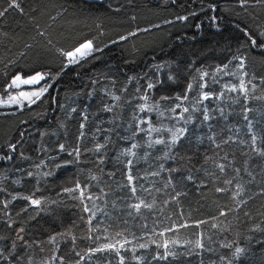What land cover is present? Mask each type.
<instances>
[{"label": "trees", "instance_id": "16d2710c", "mask_svg": "<svg viewBox=\"0 0 264 264\" xmlns=\"http://www.w3.org/2000/svg\"><path fill=\"white\" fill-rule=\"evenodd\" d=\"M17 2L23 11L13 8L0 16V99L5 97L16 74L26 78L36 71H51L56 76L62 62H66L58 49L68 50L85 39L96 38L95 42L103 51L94 53L80 64L70 65L55 80L46 78L52 87L35 104L21 110H0V156H12L11 160H0V201H11L7 208L0 203V237L5 238L0 240V248L5 249V256L15 257L7 261L0 259V264H28L29 257L33 264H42L52 256L62 257V264H119V257L114 252L89 255V250L104 243L123 242L125 237L132 243L126 245L128 250H121L124 264H201V260L203 264H212L213 261L221 264V256L226 258L223 264H227L236 246L246 251L233 264H264V244L258 243L264 240V231H252L257 226L264 229V158L253 153L248 145L221 143L217 149L207 139L209 135H215L218 143L228 136L234 140L248 139L246 121L241 115L245 106L243 97L227 93L220 103L204 101L206 106L222 107L229 114L227 121L219 118L210 121L211 127L208 123H201L199 112L191 111L192 107L198 108L195 99L200 91L198 88H194L189 99L182 102L183 106L190 108V113L185 116L192 115V123L177 122L174 114L168 111L180 103L175 96L183 95L189 83L195 84L199 80L198 70L210 74L218 66L231 61L228 70L239 74L234 56L247 57L245 70L249 76L246 79L255 76L254 83L258 85L255 94L264 95V85L259 80L264 77V52L251 49L243 33L235 27L239 24L257 35L264 31V3L249 0L241 7L239 0ZM8 3L9 0H0V10L7 8ZM209 4L216 5V12L201 11ZM191 11L199 15L186 22L175 20L178 15ZM211 15L222 17L219 30L207 19ZM168 20L173 23H165ZM196 23H201L200 29L195 28ZM140 29L149 30L138 31ZM134 31L137 34L127 40L110 43ZM105 44L109 46L105 48ZM129 77L135 79L130 81ZM228 77L217 79L219 83L212 82L210 76L206 77L208 87L204 91L218 93L227 81L238 83L235 77ZM94 80L97 83L93 84ZM44 83L42 81L38 87ZM148 83L155 87L147 89ZM145 93L150 97L148 103L159 101V110L165 113L163 117L155 112L148 114L157 127L175 125L189 129L176 149L185 158L183 161L155 160L154 157L163 154V146L148 149L144 134L133 140L122 139L131 136L134 130L136 121L132 119L133 115L145 116L136 108L144 103L140 96ZM112 94L119 95L121 100L113 101ZM160 97L169 99L161 100ZM237 98L239 103H233ZM105 103L117 106L113 112L107 113L102 111ZM248 107L254 109L249 113L250 118L260 121L256 126L259 131L264 127V101L251 100ZM73 108L76 112L71 111ZM180 111L178 109L177 113ZM82 114L88 116L87 121H82ZM214 115L219 117L218 112ZM81 122L85 123L86 136L78 141ZM129 124L133 127L129 128ZM98 128L101 131H97ZM156 135L154 133L153 137ZM106 137L107 147L102 153L104 163L100 164L98 156L101 154L84 149H94L97 143H104ZM200 137L203 143L199 142ZM132 142L144 145L136 150L139 156L145 151L152 153L148 161L140 160L136 164L134 173L143 175L146 169H157L161 162L166 167L181 170L171 173L173 183L167 188L164 184L168 172H163L159 178L139 181L151 189V194L138 190L137 195L149 203L155 200V207L141 209L140 214L133 212L129 216L131 209L126 205L137 201L129 199L130 193L121 187L126 183L121 161L134 158L120 154ZM77 143L82 149L79 159L58 168L57 164L63 165L64 161L74 159L67 155V151L60 152L59 145L64 144L67 150H71ZM10 144H16L15 151L9 148ZM225 154L228 160H221ZM205 155L228 165L225 172L221 173L213 161L205 164ZM188 157H191L190 162ZM236 168L241 169L239 174L235 172ZM29 172L33 173L31 177L27 175ZM44 173L51 175L45 176ZM108 173H115V176ZM93 175L96 180L91 179ZM188 175L193 176V181L186 179ZM228 179L233 180L232 185L225 183ZM77 180L82 186L89 185L85 197L91 195L95 207L87 199L83 202L74 199L79 192L69 194L63 191L66 187H74ZM237 183L243 185L244 191L233 199ZM218 187L228 190L217 192ZM177 192L181 195L173 200ZM29 195L40 199L42 204L29 206L28 201L19 198ZM13 196L18 198L12 200ZM85 204L96 212L91 226L87 223L90 213L83 211ZM221 210L227 215L220 216ZM200 220L208 223L199 228H180L164 237L153 236L154 231L159 233L174 224L187 222L192 225ZM213 223L218 227L212 228ZM21 227L24 228L21 235L32 244L31 248L17 239ZM90 227L93 228L91 232ZM117 233L122 235L117 236ZM198 233L204 234L206 246L213 251L190 255L186 247H180L177 257L158 261L152 259L156 254L154 245L148 249L138 248L139 243L147 242L149 238L158 242L178 240L183 245L186 240H195ZM51 236L57 237L55 243H48ZM138 237L144 239L137 240ZM13 241L17 245L15 250L11 249ZM230 243L232 249L222 246ZM133 248L135 252L131 250ZM137 256L143 259L138 261L134 258ZM54 264H61V261L57 259Z\"/></svg>", "mask_w": 264, "mask_h": 264}, {"label": "snow or ice", "instance_id": "6c2138e0", "mask_svg": "<svg viewBox=\"0 0 264 264\" xmlns=\"http://www.w3.org/2000/svg\"><path fill=\"white\" fill-rule=\"evenodd\" d=\"M173 3H175V0H172ZM249 3V0H239V4L241 7H244ZM255 3L260 4L264 3V0H255ZM18 9L20 11H23V9L20 8V4L17 2V0H9L8 7L4 8L3 10H0V16H4L9 9ZM201 11H211V12H216V5L214 4H209L207 5V9H201ZM199 15L198 12L196 11H191L187 13L186 15H178L175 20L180 21V22H186L191 18H196ZM207 19L210 21L211 25L219 30V20L222 19V17H218L216 15H211L208 16ZM165 23H173V21L168 20L165 21ZM201 23H196L195 28L200 29L201 28ZM155 27H159V25H155ZM235 27L243 33V36L246 39V43L250 45L251 49H260L262 52H264V31H261L258 35L252 33L248 28H241L239 24L235 25ZM149 29H140L138 31H148ZM103 34V33H101ZM137 32H129L127 36H120L119 40H113L110 43L116 44L119 41L127 40L128 37L130 36H135ZM96 38L92 39H85L81 42H79L77 45L72 47L71 49L65 50L63 48L58 49L57 51L59 52V55L64 58V61L62 62V66L57 72L56 76H53L51 74V71L48 72H42V71H36L33 75H29L26 78L22 77L20 74L14 75V77L11 80V83L8 85V88H20L21 85H40L42 81L45 83L39 87L38 90L35 91H21L18 93V95H8V98L6 100L0 99V105H20L23 106V102L27 101L29 105L35 104L37 100H40L42 96L46 92H48L49 88L52 87L51 84L46 82V78H50L52 80H55L56 77L60 74V72H63L67 67L70 65H76L80 64L82 61L86 60L88 57H93L94 53L97 52H102L103 48H101L96 42ZM108 44H105L104 47H108ZM243 46V45H242ZM98 58V57H95ZM246 56L240 55V56H234L233 60L238 61L236 68L238 69V72H233L229 71V63L224 64L223 66H218L216 68L215 73L212 74L213 77V82L214 83H219V81L216 79L217 74H223L225 76H231L235 77L238 80V83H225L221 87V91L218 93L212 92V91H204L208 87V84L205 80L206 77L209 76V73L207 71H199V80L193 84L189 83L186 87V90L183 95L177 94L175 96L176 101H180V103H176L173 107H170L168 109L169 112L174 114V117L177 122L183 121L184 125H188L193 122L194 117L192 115H187L185 114L190 113V108L187 106H183V101H187L189 99V93H192L194 88H198L200 91L198 95L196 96V104L203 105L204 101H213V100H222L226 93H237L239 97H243V100L245 102V106L242 110V118L244 121H246V130H247V135L248 139H238L234 140L232 136H228L227 138H224L220 143L217 142L215 135H209L207 136V139L211 141L213 145L217 149L221 147L222 144H229V143H236L238 142L239 144L242 145H248L250 150L255 153L256 155L264 158V127H261L259 131H257V125L260 124L259 120H254L253 118H250L249 113L253 112L254 109L248 107V103L251 100H261L264 101V95H256V90L258 85L254 83V81L257 79L255 76H252L249 79H246V77L249 76L248 72L245 70L246 69ZM159 67V66H158ZM171 79V77H169ZM135 79L134 77H129V80ZM195 80V78H193ZM260 84L264 85V77L259 78ZM93 84L97 83V81H92ZM155 85L153 83H148L147 84V89H153ZM127 91V89H125ZM140 89L137 88V92H139ZM91 95V93H89ZM111 99L113 101H120L121 97L119 95L112 94ZM140 99L144 101V103L138 104L136 108L139 110L140 113H145V116L143 117H137L135 114L133 115V120L136 121L134 130L131 133V136H125L122 137L124 140H133L136 136L140 134H144L146 137L144 143L146 144L148 149H155L156 146H163L161 151L162 155L161 156H156L154 157L155 160L157 161H168L171 160L173 162L176 161H183L185 158L183 156H180L179 153L176 151L178 148V145L180 142L186 138L187 134L189 133V129L184 126H175L173 125L172 127H157L153 122L150 113L155 112L158 116L163 117L165 115L164 112H161L159 110V101H156L154 103H148L150 97L145 93L144 95L140 96ZM161 100H167L169 97H160ZM233 103H239V99H233ZM117 105L115 104H108L105 103L103 106L102 111L111 113L113 112L114 107ZM180 109L181 111L177 113V110ZM72 112H76V109L73 108L71 110ZM192 112H199L201 114L202 120L201 123H208L209 127H211L210 121L214 119H223L225 121L228 120L229 114L225 113L224 108L222 107H217L216 109H212L209 106H203L202 108H197V107H192L191 109ZM218 111L219 112V117L214 115V112ZM88 116L86 114H82V121H87ZM133 125L129 124V128H132ZM80 132L77 137V140H81L86 136V133L84 131L85 129V123L81 122L79 125ZM97 131H101V129H97ZM237 133H239V129L236 130ZM157 134L155 138L153 137V134ZM167 133L165 136L164 134ZM23 135V133H21ZM199 142L203 143V138L200 137L198 138ZM107 141L108 138H105L104 143H97L94 147V149H84V151H94L98 154H101L98 156V161L100 164L104 163V158H103V150L107 147ZM140 142H132L129 147H126L123 149L121 152L122 157H132L134 159H127L126 161H121L124 166V178L126 180L125 184H122V188H126L128 192L130 193L129 199H134L137 202L135 203H129L126 205L127 208L131 209V211L128 212V215L131 216L133 212L136 214H140L141 209H153L155 207V200L153 202L149 203L145 199H141L137 193L138 190L140 191H145L148 192L149 195L151 194V189L150 188H145V186L141 183H138L139 181L142 180H148L150 177L151 178H159L161 177V174L163 172H168L169 176L167 178V182L164 184V187L167 188L170 184L173 183V177L171 173L178 172L181 169L180 168H174V167H166L164 163H159L157 165V169L153 170H145L143 175H138L134 173V168L136 167V164L140 160L148 161L149 158L152 156V153L145 151L143 156H139L138 152L136 151L137 149H140L143 147ZM9 148L12 151L16 150V144H10ZM59 150L60 152H65L67 151V155L74 157L73 160H67L64 161V164H57L56 166L62 167L67 164H72L76 162L79 157L82 154V149L81 145L77 143L76 147L72 148L71 150H67L65 148L64 144L59 145ZM247 155V153H244ZM12 156L7 155V156H0V160H11ZM119 160V157L117 158ZM188 161H191V157L187 158ZM221 160H228L227 154H225L223 157L220 158ZM209 161H213L215 163V167L219 169L221 173H224L228 165L225 163L219 162L218 160H215L214 157L211 156H204V163L208 164ZM241 169L236 168L235 172L239 174ZM209 175H214V173H208ZM28 176H32L33 173L29 172L27 174ZM45 176L51 175V173H44ZM109 176H115V173H108ZM249 175H251L249 173ZM92 180H96L97 177L95 175L91 176ZM188 181H193V176L188 175L186 177ZM19 181H17L18 183ZM225 183L227 185H232L233 180L228 179L225 180ZM89 185H84L82 186L80 181L77 180L75 182L74 187H66L63 189L65 193H75L79 192V196H74V199H80L82 202L83 200L87 199L89 201L93 202V207H95V202L94 199L91 195H88L85 197V191ZM236 191L233 193V199H236V197L240 196L242 192L244 191L243 185L237 183L236 184ZM159 191V189H156ZM228 189L226 188H216L217 192H225ZM181 193L177 192L174 197H172L173 200H175L178 196H180ZM18 197L13 196L12 200H16ZM22 198L26 201H28L29 206H36L39 207L42 204V201L40 199L33 198L32 195L29 196H23L19 197ZM96 199H99L97 197ZM11 201H0V203H3L4 207L7 208L8 204ZM55 203V201H53ZM167 203V201H165ZM27 209H23V211H26ZM83 211L86 213H90V216L87 219V223L91 226L93 219L96 217V212L92 211V208H89L87 204L84 205ZM220 216H226L227 213L223 210L220 211L219 213ZM247 215V213H245ZM213 219H216L213 217ZM208 221L206 220H200V221H195L192 225H189L187 222L179 225H173L172 227L165 228L163 231H160L159 233H156L155 231L153 232V236H159V237H164L166 233L168 232H177L180 228H187L190 226H194L196 228H199L203 224H207ZM212 228H217L218 225L213 223ZM11 227V225H9ZM93 230L92 227L89 228V231L91 232ZM252 231H264V229H261L259 226L256 228L252 229ZM24 232V228H19L17 231V239L24 241V244L27 246V248H31L32 244H29L28 241L24 240L23 235L21 233ZM117 236H121V233H117ZM89 239L92 237L89 236ZM5 239L4 237H0V240ZM57 237L56 236H51L48 240V243H55ZM99 239V237H97ZM107 239V238H106ZM144 237H138L137 240H142ZM210 239V237H209ZM33 244H36L37 247H39V244L35 241L32 242ZM132 241L128 240L127 237L124 238L123 242H120L119 240L116 241V243H104L103 245L90 249L89 250V255H94L96 253H105V252H114L117 257H119V264H124L125 262V257L121 254V250H128L126 249V245L131 244ZM258 243L264 244V240L258 241ZM117 245H119L117 247ZM154 245L156 249V254L152 257L153 260H168L169 257L175 258L179 254L177 249L180 247H186L188 250V254H196L200 255L203 252H211L213 251L212 248L207 247L205 242H204V234L203 233H198L197 238L195 240H186L183 242V245L180 244L178 240H168L164 239L162 242H158L156 239L149 238L147 242L144 243H139L138 248L139 249H148L150 246ZM223 247H227L229 249L233 248V245L230 244H225L222 245ZM17 247L16 242L13 241L11 244V249L15 250ZM160 249H163V252L160 251ZM133 252H135V248L131 249ZM199 250V251H197ZM4 248H0V259L2 260H9L15 259L14 256H5L4 255ZM43 251V249H41ZM246 249L240 246H236L234 248V251L232 252V257L231 259H228L227 264H233V261H238L241 256L245 253ZM136 260H142L143 257H134ZM59 259L63 261L62 257H56L52 256L50 260H44L42 261V264H54V262ZM225 257L221 256L220 261L221 264L225 261ZM28 264H33V261L31 257H29ZM201 264H203V260H201ZM212 264H216L215 261L212 262Z\"/></svg>", "mask_w": 264, "mask_h": 264}, {"label": "rangeland", "instance_id": "374dc122", "mask_svg": "<svg viewBox=\"0 0 264 264\" xmlns=\"http://www.w3.org/2000/svg\"><path fill=\"white\" fill-rule=\"evenodd\" d=\"M215 71L216 70H213V72H211L209 74V76L212 79V82H213L212 74L215 73ZM225 77H228V76H225L223 74H217L216 79L223 80ZM229 82L230 81H227L226 83H229ZM220 83L222 84V82H220ZM222 85H221V87H222ZM38 89H39L38 85H21L20 88H7L6 92H5V97L2 98V99L6 100L8 98V95H18V93L21 92V91H35V90H38ZM232 94H234V93H232ZM226 95H227V93H226ZM220 102H221V100H215L214 101V103H220ZM205 105H206V103H204V102H203V105H199L198 104V108H202ZM24 106H29L27 101L23 102V106L15 105V104H13V105H0V110H21ZM213 108H214V106L212 107V109ZM216 108H214V109H216ZM216 112H218V111H216ZM214 120H216V119H214Z\"/></svg>", "mask_w": 264, "mask_h": 264}, {"label": "water", "instance_id": "95a60500", "mask_svg": "<svg viewBox=\"0 0 264 264\" xmlns=\"http://www.w3.org/2000/svg\"><path fill=\"white\" fill-rule=\"evenodd\" d=\"M91 1H102V0H91Z\"/></svg>", "mask_w": 264, "mask_h": 264}]
</instances>
